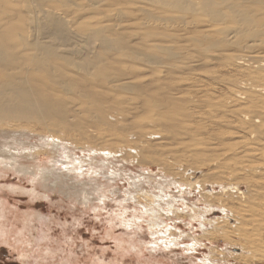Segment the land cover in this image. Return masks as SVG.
Returning <instances> with one entry per match:
<instances>
[{"label": "rangeland", "instance_id": "rangeland-1", "mask_svg": "<svg viewBox=\"0 0 264 264\" xmlns=\"http://www.w3.org/2000/svg\"><path fill=\"white\" fill-rule=\"evenodd\" d=\"M1 1L0 6L8 0L4 2L3 0ZM31 1L32 0H10V2L5 3V6L0 7V27L2 28H0V37L5 39L6 37L8 38V36L5 37V35H12L10 38L13 39L21 33L20 36H18L20 38L24 34L26 36L27 33L30 34L27 35L29 38L28 40L34 35L31 37L32 39L38 37L37 39L40 41L44 39L46 41L43 40V42H50L52 37L50 36L51 38L49 39V35L48 37L46 36L47 32L45 33V31L43 29L41 30L39 27L43 16L47 12L45 10L49 8H55L52 10L54 14H70V18L66 20V22L62 21L65 22L66 25L70 24L68 25L70 28L73 26L71 28L72 33L90 31L92 28H98L99 25L104 23H109L110 26L119 23L124 27L126 26V29L128 27L127 30H123L120 29V25H118V29H116V32L119 29L125 32L124 35L127 36L124 37L126 41L129 42L128 47L130 45V48L134 51H143L150 55H154L149 63L151 69L148 68L144 72L145 77L143 80L148 84L144 89H157V87H160L161 90L163 86L166 88V92L163 94L158 92L156 95L159 97L162 96L161 105L152 112V115L154 114L153 118L157 119L156 123L155 120L152 122L149 121V115L147 116L146 114L145 117L138 118V122L144 124L149 121L152 127L148 126V130H154L157 136H154V138L148 137L149 140H146V137H142L145 139L143 141L146 142L143 143L142 139H139V136L136 135L137 130L130 128L129 139L124 137L121 138L123 140L121 144L126 147H132V150L135 149V144L139 146L140 144L141 146H144L142 144H148V149L146 145L144 154L142 153L141 155V157H144L143 160L146 163H137L136 160L132 162L118 160L115 164H111V166L109 164V166L106 167L107 169L101 168L106 172L113 170L117 166V169L120 168L118 172H122H120V175L103 176L104 174L94 171V168L91 169V166H89V169L88 165L80 168L78 163L80 159L76 161L72 159V157L80 158V156H83L84 158H88L90 156L87 155L92 152H86V150H82L80 147L73 148V146H69L70 149H73L70 153L68 151V158H65V156H61L60 158L58 153L56 154V150L54 151L55 153L42 150L36 155L33 154V156H20L16 158L15 160L17 162L15 161L13 165H9L8 163L0 164V264H264V258L262 257L264 256V218H260V216H264V176L262 175L264 174V168L261 167V165L264 166V123L259 124V121L258 123L254 122L253 125H247L242 124L243 120L241 119L242 117L247 121V118L243 117L244 111L255 110L256 107L263 110L264 107H259L263 106L260 98L256 99L254 95H250V97H254L252 99L249 97L247 98L249 92H247L244 98L242 96L241 99H237L234 94L235 90H240L245 84L246 87H249L251 84L255 87H264V80L261 78L264 72H262L263 74H261L260 71L257 72L258 68L253 65L254 67H250L254 72L246 73L243 71V67H239V65H242L241 61L235 58V56L238 54L240 55V53H243V55L245 53L247 55L251 54V49L248 50L246 48L245 51V44L247 45L251 42H253L254 45L257 44L255 49L259 47L260 49H264V36H248V38H246L247 35H242L240 31L241 33L235 32L237 34L232 33L224 38L222 37L223 34H220L225 25L224 23H222V28L220 24L218 27H215L221 29L219 30L220 33L218 32V34H216L218 38L215 35L216 31L212 34L213 36L211 35L205 38L199 37L196 39L195 36L191 37L194 34H191V32L187 30V26L190 30L192 25L189 24L184 28L181 24V27L180 25L178 27L175 23L177 21H168L165 22V24L164 21H160L164 26L161 25V23H157L156 25L153 22H149L147 23L149 29H147V24L140 26L141 29L136 26V20L133 19L134 16L135 18L136 16H142V13L137 11L138 4L130 0L124 1L125 3L121 2L116 4V2H114L117 7L118 5L120 6L119 16L112 10L115 5L109 0H96L97 2L93 0V3H91L92 0H90L91 2L89 0H78L80 2L76 0L79 7L76 1H74L76 6L74 3L70 4V0L69 2L63 0L66 1L67 6L64 5L65 2L63 3L62 0H58L59 4L57 0L56 2L55 0H50V3L49 0ZM96 3H98L99 7H96ZM86 7L88 8L85 9ZM6 8L7 10H5ZM27 8H29V10ZM89 8L90 10H88ZM263 8L260 10V18H262V14H264ZM16 9L19 10L17 11ZM93 9L96 10L94 11ZM110 9L112 10L110 12V14H112L111 16L115 14V16H113L114 18H110L112 21H109L110 19L105 17L109 14ZM27 10L29 12H27ZM106 10L107 12H104ZM52 11L48 10L50 14ZM96 11H98V13ZM48 12L46 14H48ZM104 13L106 14L105 16ZM32 14L37 19L33 17ZM175 18L177 20L176 16ZM203 19L205 18H196L199 22L201 20L203 21ZM6 20L8 23H6ZM30 20H32L33 23L30 22ZM233 20L235 21L236 18ZM97 21L100 22L96 23ZM229 21L230 20H228V22ZM228 22L226 24L227 26H229ZM262 22L263 20L260 19V23ZM7 24L9 25L7 26ZM11 24L12 26H10ZM151 24H154V26ZM168 25L169 27H167ZM153 27H155V29ZM5 28H7L6 32ZM81 28L84 30H81ZM36 29L39 30L36 31ZM143 29L144 31L142 32L141 30ZM173 29H175V32ZM14 30L16 32H14ZM146 30H150L153 34L150 33L151 36L145 35L144 33H146ZM120 31L118 32L121 34ZM112 32L116 33L114 31ZM154 34H156V37ZM112 37H114V34ZM229 38L231 40H229ZM198 39L200 40L198 41ZM222 39L224 41H222ZM143 40L145 41L143 42ZM214 40L217 42H214ZM8 41L10 44H8ZM8 41L5 39L3 43L12 46L11 42L14 43V41ZM56 42L55 44L59 49H62L60 48V44H62L61 47L64 48L65 46L63 45L66 44L67 46L65 41H62L63 43H60L61 41L59 43L58 41ZM92 42L93 41H91V43ZM94 42L93 44L96 46H94L95 49L100 50L101 54L103 53L104 59H111L114 50L110 49L108 51L106 49L103 52L104 49L101 50L102 46L100 47V44L96 43V41ZM154 43L156 46L153 47L152 45H154ZM158 45H160V49ZM19 46V50L25 48L23 44H21L22 47ZM157 46L158 48H156ZM211 46H213V48ZM160 53L163 54L161 55ZM230 55L231 57L235 56L231 58L229 57ZM246 58L248 59V57H245V59ZM244 62L245 64L249 63L247 61ZM143 63H145L144 65L147 64L145 61ZM257 75H259L261 79L257 78ZM252 85L250 88L254 89ZM174 86L178 88L177 91H174V89H177ZM170 87L174 88H172L174 94ZM67 92L69 93L70 91ZM204 93H206L207 98L211 102L208 101L207 98V100L203 99ZM171 96H173V99H170ZM175 97H178L179 100L176 101L174 99ZM119 99L120 97L116 101H119ZM191 99L194 100H192L193 103H190ZM92 100L93 98L91 101ZM108 101L109 102L106 103L113 102V97L112 99L109 98ZM70 106L73 105L70 104ZM159 108L163 111L161 114L157 113ZM173 108L179 109L180 113H185L186 111L190 113L186 112L189 114L188 116L186 115L187 117L184 115L173 117L170 113ZM237 108L238 110L241 109L240 111L242 114ZM256 110L260 111L258 109ZM261 114V117L264 116V110L261 111ZM168 120L171 122H168ZM210 120H212V123ZM72 121L76 120L72 119ZM124 124V122L120 121L117 124L109 123V126L119 125L118 129L120 130L126 127ZM149 124L147 123L146 125ZM154 124H160L161 128L157 130V128L153 126ZM258 124H262L261 127ZM31 136L32 135L29 134V140L26 144L32 142L39 143L37 142L39 141L38 136ZM255 137L259 139L257 140ZM0 138V148L1 144L3 145L2 149H4V144L5 146H9L11 139L8 140L5 136L3 137V135H0ZM3 140L9 143H3ZM249 148H255L257 152L260 149L263 150V152L260 151L262 152L260 155L255 152L257 156L253 157L255 153ZM242 149L245 151L248 149L246 152L247 154L252 152L249 153L252 158H247L249 155L243 157L244 155H241ZM75 155L76 157H74ZM57 159H63L65 161L68 159L67 161L69 162L76 161L77 165L76 162L73 163V165H75L77 169L72 168L73 165L70 166L72 162L70 164L66 161V164H61L56 161ZM162 161H170V163L175 166V169L173 168L175 175L164 176L168 180L164 195H166V197L184 196L185 200L182 201L180 198L179 201L175 203V207L178 206V208H182L183 210L176 209V211L172 212V209L170 210L164 205L162 198L159 201L162 203L158 206L159 208L156 209L157 207H155L156 212L153 211V215H149L145 212L143 206L140 203L138 205L135 198H131V200L126 192L131 190L135 192L141 189L144 191L146 190L150 194H152V192L157 193L153 190V187L158 186L160 180L163 182L164 171L158 169L161 167ZM53 165L58 167V169L52 167ZM253 166H257L256 168L259 167L258 170L256 169L257 172ZM25 167L32 168L35 172L46 167L54 173L59 172V174L61 173V175H63L61 179L57 181L58 183L53 184L50 179H43L38 175L36 177L24 171ZM109 167L112 168L110 169ZM182 169H188L185 172L186 174L182 172L183 176L189 175L190 177H187L189 180L198 181L199 188L195 187V189H190V193L184 190V194L181 189L182 187H176V185L172 183L175 178L179 180ZM64 176H66V178H64ZM186 176L184 177L186 178ZM105 177L107 178L105 179ZM187 178L186 180H188ZM133 179L137 180V182H141V184L135 183L136 181ZM132 183H134L133 188H131ZM137 184H139V187ZM129 185H131V187ZM231 186L236 187L237 190H229ZM86 187H94L96 192L84 198L85 196L81 191L82 188L84 189ZM183 188H185L184 185ZM201 188H205V190ZM221 188L227 192H225V195L220 194ZM206 190H211L213 195L205 198L204 195L207 194ZM228 193H231V196L235 199L236 197L240 199H236L238 203L241 202L240 204H242L241 208L237 210L239 213H241L240 211L242 210V212L245 213L243 214L244 217L241 216L242 214H235L234 216V214L231 213L229 209L234 208L236 200L233 199V201H230L231 198H229V200L227 197ZM247 196H249L248 199ZM205 199L212 202L223 200L227 204V207H229H226L227 209L225 210L228 211L226 212L228 213V217H226L228 220L224 219L225 223L220 222V224H217V228H213L205 219L221 218L225 213L218 207H214L212 211L207 212V216H204V218V213H202L200 209L204 208ZM253 199H255L254 201L256 204L254 205L256 207L249 204ZM139 200L141 203H145L142 198ZM243 200H249V202L246 203L243 202ZM184 202L186 205L188 204L186 207L183 206ZM257 202L259 203L258 205ZM193 203L198 208H193ZM243 204H248L249 206ZM258 206H260V208ZM162 207L165 209H162ZM192 208L195 209V211L197 209L199 210L194 214ZM255 208L256 210L258 208V212L255 211ZM259 210L261 212H259ZM251 211H253V213ZM237 215L241 217L239 218ZM247 216L251 219L250 224ZM235 217L236 219L238 217V220L240 219L239 221L244 219L242 223L239 222L240 224H238ZM155 218L158 220V224L155 223ZM202 223H205L204 226L201 225ZM256 224L258 225L257 228L254 226ZM156 226L159 230H156ZM260 231H262V233Z\"/></svg>", "mask_w": 264, "mask_h": 264}, {"label": "bare ground", "instance_id": "bare-ground-1", "mask_svg": "<svg viewBox=\"0 0 264 264\" xmlns=\"http://www.w3.org/2000/svg\"><path fill=\"white\" fill-rule=\"evenodd\" d=\"M4 1H6V0H3V2ZM27 1H30V0H27ZM66 1L69 2V0H66ZM66 1H63V3L65 2L64 5H66ZM74 1H76V0H70V2H71L70 4L74 3L76 6V3ZM97 1L95 0V2H97ZM109 1H112L113 4H114V2H116V4H117V3H121V2H124L127 0H109ZM130 1L138 4L137 11L142 13V16H136V18L134 16V19H133V20H136V24H137L136 26L139 28H141L140 26L146 25L149 22H153L157 25V23L158 24L161 23L160 21H164V24H165V22H168V21H173V22L177 21L175 23L178 25V27H179V25L181 27V24H182L183 25L182 27L186 28L187 25L191 24L192 26L191 27L189 26L190 30L188 29V26H187V30L189 32H191V34H194L191 37L195 36V38L197 39L199 37L200 38L209 37L212 34H214V31H216L215 35L218 34L219 30H221V29H217L215 27H218V25L220 24L221 28H222V23H224L226 25L228 20H230L228 22L229 26H227V25L225 26L223 24L224 25L222 28L223 30L221 31V33L219 32L220 34H223L222 37H224V38L226 36L228 37L232 33L234 34L235 32H240V31L242 32V35H244V34L247 35L246 38H248V36H251V37H256V36L262 37V36H264V14H262V18H260L261 17L260 10H262V8L264 7V0H130ZM6 2H10V0H8ZM55 2H56V0H55ZM57 2H58V0H57ZM78 2H80V1H78ZM78 2H77V5H78ZM1 3H2V1H1ZM5 3L2 6H5ZM49 3H50V0H49ZM91 3H93V0ZM29 4H31V3H29ZM29 4H28V7L30 8ZM58 4H59V2H58ZM70 4H68V5H70ZM86 4H87V2H86ZM96 4H97L96 5V7H97L98 3H96ZM50 5H52V4H50ZM99 5H100V3H99ZM2 6H0V7H2ZM92 6H94V5H92ZM105 6H106V4H105ZM111 6H113V5H111ZM49 7H51V6H49ZM78 7H79V5H78ZM118 7H117V5H115V7H114L115 9L114 8L112 9L113 11H115L116 15H118L120 13V10H119L120 6L118 5ZM29 8H27V9L29 10ZM87 8L88 7H86L85 9H87ZM53 9H55V8H53ZM53 9L49 8L48 10L52 11ZM135 9H136V7H135ZM5 10H7V8ZM28 10H27V12H29ZM48 10H45V11L48 12ZM88 10H90V8ZM112 10L111 9L109 10V14H107V16H105L106 14L104 13V16L108 17V19L115 16V14L113 16H111L112 14H110V12ZM263 10H264V8H263ZM12 11H13V9H12ZM99 11H100V9H99ZM6 12H8V11H6ZM96 12L98 13V11H96ZM102 12H101V14H102ZM104 12H107V10ZM0 13H1V11H0ZM2 13H4V12H2ZM46 13L43 16V19L40 22L39 27L41 28V30L43 29L45 31V33L47 32L46 36L48 37V35H49V37H48L49 39L52 37V40L54 41V43L52 40L50 41L52 43H50V42L45 43V42H43L44 39L42 41H40L37 39L38 37L36 39H32L31 37L34 36L32 34H31L32 36L30 37V40H28L29 38L27 35H30V34H27V33H26L27 37L24 34V35H22V37L19 38L18 36H20L21 33L19 34V32H18L19 35L15 36L13 39L10 38L12 35L11 36L5 35V37L8 36V38L7 37L5 38V39H7V41L8 40L14 41V43L11 42L12 46L10 45L11 46L10 47L7 44H4L3 41H5V39L0 37V135H3V137L5 136L6 139H8V140L11 139L10 143L3 140L4 141L3 143H5V142L9 143V146L8 145L5 146V144H4V149H2L3 145L1 144L0 149H2V150H0V164H7L8 163L9 165L10 164L13 165V163L16 161L15 160L16 158H18L20 156H33V154L36 155V154H38V152H40L42 150L50 151V153H52V152L55 153L54 151L56 150V154L58 153V156L60 158H61V156H65V158L66 157L68 158L70 151L74 147L75 148L80 147L82 150H86V152L87 151L92 152V153H90L92 155H90V154L87 155V156H90L88 158H84L83 156L82 157L80 156V158L79 157L78 158L72 157V159H74L76 161H78V159H80L78 161L80 168L88 165V168L90 169L89 166H91V169L94 168L95 169L94 171L104 174L103 176L120 175L121 171L118 172V170L120 168L118 167L119 169H117V166L113 170L106 171V172L101 169V168L108 167L109 164H110V166H111V164H115V162H117L118 160L125 161V162H132L133 160H136L137 163H146L143 160L144 157H141V155H142V153L144 154V150L146 148V145H147V149H148L149 145L148 144H142L144 146H141V144H140V146H139V145H136L134 143L135 149L132 150V147H126L125 145L121 144V142H123V140L121 138L124 137V138L129 139L130 128L137 130L136 135L139 136L138 137L139 139H142L143 143H146V142L143 141L145 139L142 137H146V140H147L148 137L154 138V136L155 137L157 136L156 135L157 133L155 134L154 130H151V129L148 130V128H149L148 126L152 127L149 124V121L152 122L153 120H155V123L157 122L156 121L157 119L153 118L154 114L152 115V112L154 110L158 109V107L161 105L162 96L159 97L156 95L158 94V92H161V94L166 92V90H165L166 88H164L162 86L161 90H160V87H157V89H155V88L144 89L148 84L145 80H143L145 77L144 72L146 69L150 68L149 63H150V60H152V58L154 57V55H150L149 53H145L143 51L142 52L141 51L139 52L137 50L134 51L133 49L130 48V45L128 47L129 42L126 41V39H125V37L127 35L126 36L124 35L125 34L124 31H122V30L120 31V29H123V30L126 29L125 28L126 26L124 27L122 24L120 25L119 23H117V24H113L112 26H110L109 23L108 24L104 23L102 25L98 24L99 25V26L97 25L98 28L94 29L91 27L92 29L90 31H82V32H78V33H72L71 28L73 26L70 28L68 26L70 24H68V25L65 24L66 20H68L70 18L69 13L54 14L53 11L51 14H50V12H48V14H46ZM112 13H114V12H112ZM125 14H123V15H125ZM174 14H176V15H174ZM16 15H17V13H16ZM32 16H33V14H32ZM175 16L177 17V20H176ZM33 17H35V16H33ZM125 17H127V16H125ZM197 17L198 18L203 17L205 19H203V21L201 20L202 22L201 21L199 22V20H196ZM238 17H239V19H238ZM235 18H236V20L234 21L233 19H235ZM36 19H35V21H36ZM75 19H73V20H75ZM111 19L109 21H112ZM260 19L263 20L262 23H260ZM21 20H23V19H21ZM62 20L65 22H63ZM231 20H233V21H231ZM30 22H32V20H30ZM37 22H36V24H37ZM98 22H100V21H97L96 23H98ZM6 23H8V21ZM4 24H5V22H4ZM12 24L10 26H12ZM21 24H22V21H21ZM90 24H89V29H90ZM164 24L161 23V25H163V26H164ZM8 25L9 24H7V26ZM118 25H120V29L118 31H120L121 34L118 31L117 32L120 35L116 32V29H118V27H117ZM151 25L154 26V24H151ZM1 26H3V25H1ZM92 26H93V24H92ZM152 26H151V29H152ZM163 26H161V27H163ZM17 27H21V26H17ZM35 27H36V25H35ZM155 27H153V28L155 29ZM158 27H159V25H158ZM167 27H169V25ZM21 28H20V31H21ZM83 28H85V27H83ZM83 28H81V30ZM6 29L7 28H5V32H6ZM127 29H128V27H127ZM147 29H149L148 24H147ZM175 29H173V31ZM8 30H9V27H8ZM15 30H14V32H16ZM38 30L39 29H36V31H38ZM87 30H88V28H87ZM112 31H114L116 33H113ZM141 31L143 32L144 29ZM185 32H186V30H185ZM23 33H25V32H23ZM150 33H151L150 30H146V33H144V34L151 36ZM113 34H114V37H112ZM151 34H153V33H151ZM235 34H237V33H235ZM155 35L156 34H154V36ZM35 37H36V35H35ZM216 37L218 38L217 35H216ZM232 37H230V38H232ZM230 38H229V40H231ZM170 39H172V38H170ZM199 40L200 39H198V41ZM226 40H228V39H226ZM44 41H46V40H44ZM56 41H58V43L60 41H61L60 43H63L62 41H65L67 43V46H66V44L63 45V46H65V48H64V47H61L62 44H60V48H62V49H59L55 44V43H57ZM91 41H93V42L96 41V43L100 44V47L102 46L101 50L104 49L103 52L106 49L108 51L110 49L114 50V53H113L111 59L105 58V59H107V60H105L103 53L101 54L100 50L95 49L96 46L93 44V42L91 43ZM144 41L145 40H143V42ZM222 41H224V40L222 39ZM17 42H18V44H17ZM214 42H217V41L214 40ZM214 42H212V43L215 44ZM155 43H154V45H152L153 47L156 46ZM251 43H249L247 45L245 44V51H246V48L248 50L251 49V51H250L251 54L247 55L245 53L246 55L245 54L243 55V53H240V55L238 54L239 56L238 55H236V56L234 55V56L236 59L241 61V64L243 66L239 65V67L240 66L243 67L242 69L246 73H253L254 71L251 69L250 66H252V67L255 66L258 68L257 72L260 71L261 74H263L262 72H264V71H261V70H264V49H260V47L255 49V46L257 44L254 45L253 42H251ZM8 44H10L9 41H8ZM21 44H23L25 48L24 49L22 48V50H19L18 46L19 45L21 46ZM130 44H132V43H130ZM136 45H137V43H136ZM150 45H147V46H150ZM243 45H244V43H243ZM147 46H146V48H147ZM158 46L160 49V45H158ZM158 46L156 48H158ZM216 46H218V45H216ZM12 47H14V48H12ZM211 47L213 48V46H211ZM240 47H242V46H240ZM140 56H141V58H140ZM234 56H232V57L234 58ZM229 57H231V55ZM245 57H248V59L247 58L245 59ZM139 58H140V60H139ZM238 60H235V61H238ZM144 61L147 63L146 65H144L145 64V63H143ZM244 61H247L249 63L246 62L247 64H245ZM140 62H141V64H140ZM230 62H232V61H230ZM250 62H252V63H250ZM142 63H143V65H142ZM253 75H255V74H253ZM256 77L259 78V75H257ZM261 78H262V80H264V74H263V76H261ZM261 78H259V79H261ZM245 85L243 87H241L240 90L234 91L235 92L234 94L236 95L237 99H241L242 96L244 98L245 95L247 94V92H249L247 98L249 97L250 99H252L255 96H256V99L260 98V101L262 102L263 106H259V107L260 108L264 107V87H262V88H260L259 86L255 87L254 85L251 84L252 86H254V89L253 88L251 89L250 88L251 85H249V87H246ZM172 88L173 87H170L171 90H172ZM175 88H177V87H175ZM192 88H193V86H192ZM196 89H199V88H196ZM175 90L177 91L178 88L174 89V91ZM67 91H70V92L68 93ZM174 91H173V94H174ZM250 95H254V97L253 96L250 97ZM112 97H113V102L106 103V102H109L108 99L109 98L112 99ZM119 97H120L119 101H116ZM92 98H93V100L91 101ZM206 98H207L206 93H204L203 99H206ZM170 99H173V96H171ZM174 99L176 101L179 100L178 97H175ZM192 100L193 99H191V101L189 100L190 103H193ZM208 101H210V100L208 99ZM100 103H105V104H100ZM70 104H72L73 106H70ZM69 106L71 109L70 108L68 109ZM238 108H239V106H238ZM238 108H237V110H238ZM256 109L260 110L257 107H256ZM256 109L251 110V111H249V110L244 111L243 110L244 111L243 117H246L247 121H245V118L241 117V119L243 120L242 124L253 125L254 122L258 123L259 121H260L259 124L264 123V116L261 117V115L263 114V113L261 114V111H263L264 109L263 110L261 109L260 111H257ZM240 110L241 109H239L238 111H240ZM162 112L163 111H161L159 108V111L157 113L161 114ZM170 113L172 114L173 117H175L177 115H180V116H183V115L186 116L187 115L188 116L189 114H187V113H190V112L188 111L186 114L184 112L180 113L179 109L173 108L170 111ZM145 114L147 116L149 115L148 117L150 119L148 122H146V124L148 123L149 125H146L142 122H138V118H141L143 116L145 117L146 116ZM241 114H242V112H241ZM190 117H192V116H190ZM72 119H74L76 121H72ZM71 121H72V123H71ZM120 121L125 123L124 125L126 127L124 129L119 130L118 129L119 125L109 126V123H112V124L116 123L117 124ZM211 121L212 120H210V122ZM168 122H171V121L168 120ZM159 125L160 124H154L153 126L156 127L157 130H159L161 128V125L160 126ZM261 125H259V126L261 127ZM164 131H165V129H164ZM160 132H158V133H160ZM29 134H31L32 136H38L39 141H37V142H39V143H36V142L33 143L32 142V143L26 144V143H28V140H29V138H28ZM256 139H255V141H256ZM127 143H129V142H127ZM69 146L70 147L73 146V148L70 149ZM252 146H254V145H252ZM244 149H242L243 151L241 152V155L242 156L244 155L243 157H246L247 155H249V156H247V158H249V159L252 158V157H250L251 154H249V153L257 152V149L255 150V148L254 149L249 148V149H252L253 151L249 152L247 154L246 152L248 151V149L246 151ZM68 151H69V153H68ZM260 151L263 152V150L259 149L257 152L258 155H260L262 153ZM255 156H257L256 153L254 154L253 157H255ZM70 157H71V154H70ZM74 157H76V155ZM63 159H61L62 161L60 159H57L56 161L58 163H61V164H66V161L68 159L66 161ZM67 162H69V161H67ZM71 162H69V163L71 164ZM75 162H72V164L70 166H72L73 163H75ZM161 163H162V165L160 164L161 167H159L158 169H160V170L162 169L164 171L163 177L168 176V175H175L174 174L175 172H173L175 169L174 164L170 163V161L169 162L162 161ZM55 165H53L52 167L58 169V167H56ZM76 165H77V162H76ZM253 167H254L255 171L257 172L259 167L258 168H256L257 166L256 167L253 166ZM261 167L264 168V166H262V165H261ZM20 168H21V166H20ZM72 168L77 169V167L75 165H73ZM31 169L29 167H25L24 171H26L30 174H33L36 177L38 175V176L42 177L43 179H50L53 184L58 183L57 181L59 179H61V176L63 175V174L61 175V173L59 174V172L54 173L53 171L48 170L49 168L47 169L46 167L44 169H41V170L36 171V172L33 169L32 170ZM20 170H22V169H20ZM53 170H55V169H53ZM187 170L188 169H184V170L182 169V171L179 175L180 178L181 177L182 178L181 179L179 178V180H176V178H175V180H173V182H172L174 185H176V187L177 186L182 187L181 189L183 190L182 192H184V194H185V191H188L190 193L191 192L190 189H195V187L199 188L198 181H196V180L193 181L191 179L189 180L188 179L190 177L189 175L188 176L184 175V176H186V178L188 177L187 178L188 180H186V178L183 176L182 172L184 174H186L185 172ZM263 170H261V171H263ZM262 175L264 176V174H262ZM107 177H105V179ZM64 178H66V176H64ZM129 179H130V177H129ZM93 180H94V178H93ZM133 180H135V179H133ZM135 181H136L135 183L141 184V182H137V180H135ZM162 181L163 182H161V180H160V183H158V186L153 187V190H155L157 193L152 192V194H150L146 190H145L146 191L145 192L144 190H141V189H140V191L137 190V191L133 192L134 190L132 191L128 187L131 191L128 190L129 192H126V193H128L127 196H129L130 199L135 198L137 201L136 203H138V205L140 203L143 206V208L145 209V212H147L149 215H153V211L156 212L155 207H157L156 209L159 208L158 206H160V204H162L159 201L162 198H163L164 205L166 207H168L170 210L172 209L171 210L172 212L176 211V209L183 210L182 208H178V206L175 207V203L178 202L180 198L182 199V201L185 200L184 196L180 195V193H179L180 196H178V197H172V196L166 197V195H164V194H165V189L167 188L166 183L168 180L166 177H164ZM168 183H170V182H168ZM133 184L134 183H132V187H131V185H129V186L131 188H133ZM139 184H137V186ZM183 185L185 188H183ZM72 186H74V185H72ZM186 189H189V190H186ZM221 189L222 190L220 191L221 192L220 194L225 195L226 191L223 188H221ZM232 189L237 190V188L234 186L229 187V190H232ZM202 190H205V188ZM81 192H82V194H84V196H85L84 198H86V197H89L90 194H92L93 192H96V189H94V187H92V188L86 187L84 189L82 188ZM74 193H76V192H74ZM206 193L207 194L204 195L205 198L213 195V192L211 190H206ZM67 194H70V193H67ZM74 195H76V194H74ZM229 195L231 196V193H228V196H227L228 199L231 198V200L230 199L229 200L233 201V199H235V198L233 196L230 197ZM250 195H253V194H250ZM174 196H176V195H174ZM242 197H243V195H242ZM141 198L145 201L144 204L140 202L139 199H141ZM237 198L238 197H236V199ZM248 198H249V196H247V199ZM237 200L235 203L236 205H234V208H233L234 211L232 208H230L229 210L231 211L232 214H234V216H235V214H239V215L242 214L241 216L244 217L243 214H245V213H243L242 210L240 211L241 213H239V211H238L241 208L242 204H240L241 202L238 203ZM241 200H242V198H241ZM254 200L255 199H253V201H250V202H249V200L248 201L243 200V202H246V203L249 202V204L256 207L254 205V204H256V202ZM231 203H233V202H231ZM258 204L259 203L257 202V205ZM187 205L184 202L183 206L186 207ZM192 205L194 206L193 208L197 207L194 203ZM204 205H205L204 208L200 209V211L202 213H204L203 217L204 216L206 217L207 212L212 211V209L214 207H218L219 209H221V211L223 213H225L224 216H222L221 218L218 217V218H214V219H212V218L205 219L207 221V223H209L210 225L213 226V228L214 227L217 228V226H218L217 224H220V222L225 223V220H228V218H226V217H228L227 216L228 213H226L228 211H225V210L229 207H227V204L225 203V201L220 200V201L212 202L210 200L205 199ZM243 205L247 206L248 204H243ZM260 206H262V205H260ZM260 206H258V207L260 208ZM243 207H245V206H243ZM254 207H253V209H254ZM193 208H192V210H194L193 211L194 214L197 213V210H199V209H197L195 211V209H193ZM162 209H165V208L162 207ZM247 209H249V208H247ZM250 209H252V208H250ZM257 210H258V208H257ZM257 210L255 208V211H257ZM260 210H259V212H261ZM263 210H264V208H263ZM251 212L253 213V211H251ZM157 213H158V211H157ZM154 216H156V215H154ZM238 217H237V219L235 217V219L237 220V223L240 224L239 222L242 223L244 218L241 219V221H239L240 219L238 220ZM152 218H153V216H152ZM248 218H249V221H248V219H247V221L250 224L251 219H250V217H248ZM260 218H264V216H262V217L260 216ZM159 219H160V217H159ZM155 223L158 224L157 219L155 220ZM227 223H228V221H227ZM204 224L205 223H202L201 225L204 226ZM253 224H254V221H253ZM244 225H245V223H244ZM158 226H161V225H158ZM254 226L256 228L258 227L257 224ZM262 227H263V225H262ZM157 229H158V227L156 226V230ZM260 232L262 233V231H260ZM261 233H259V234H261ZM248 245H249V243H248ZM259 246H260V244H259ZM262 257L264 258V256H262Z\"/></svg>", "mask_w": 264, "mask_h": 264}]
</instances>
